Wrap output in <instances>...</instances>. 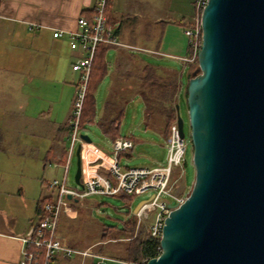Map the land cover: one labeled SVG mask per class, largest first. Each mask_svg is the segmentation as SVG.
<instances>
[{
    "label": "crops",
    "instance_id": "crops-1",
    "mask_svg": "<svg viewBox=\"0 0 264 264\" xmlns=\"http://www.w3.org/2000/svg\"><path fill=\"white\" fill-rule=\"evenodd\" d=\"M194 1L113 0L109 17L123 46H110L106 54L108 71L95 93L99 127L114 122L120 130L128 110H143L148 130L151 92L170 94L176 85L173 102L185 97L192 78L191 63L183 60L191 53L185 29L194 23ZM98 3L0 0V264H19L21 240L41 219L40 204L50 196L40 197L37 183L48 164L64 161L80 81L72 66L83 56L70 48L68 33L79 30L81 17L92 22ZM55 31L63 37L54 38ZM11 163L19 165L10 169Z\"/></svg>",
    "mask_w": 264,
    "mask_h": 264
},
{
    "label": "water",
    "instance_id": "water-1",
    "mask_svg": "<svg viewBox=\"0 0 264 264\" xmlns=\"http://www.w3.org/2000/svg\"><path fill=\"white\" fill-rule=\"evenodd\" d=\"M202 32L187 97L195 182L169 206L162 252L147 264H264V0H209Z\"/></svg>",
    "mask_w": 264,
    "mask_h": 264
},
{
    "label": "built area",
    "instance_id": "built-area-1",
    "mask_svg": "<svg viewBox=\"0 0 264 264\" xmlns=\"http://www.w3.org/2000/svg\"><path fill=\"white\" fill-rule=\"evenodd\" d=\"M209 0L194 1V23L185 29L191 53L183 60L195 63L202 47V15ZM107 0H99L92 22L79 18V30L68 33L70 48L81 51L83 56L73 64L72 69L80 74L78 90L74 100V110L69 122L66 139L69 142L67 159L62 164H49L63 170L62 179L53 182L51 199L43 203V215L28 236L24 237L19 264H53L57 259H92L96 264H147L126 262L96 253L93 247L77 250L64 244L58 238V226L65 201H82L92 196H119L121 194L138 196L152 190L154 198L146 203L137 214V225L151 220L149 233L152 238L161 240L165 220L171 212L169 206H180L187 199L174 193L172 177L176 168L183 169L189 141L181 136L178 120L169 126L167 157L165 163L152 168H123L119 156L135 147L133 140L120 137L112 142V153H107L92 142L82 138L81 118L88 83L98 47L123 46L115 35L114 28L108 23L106 15ZM64 32L55 31L54 38L63 37ZM185 131V128H184ZM78 146L81 147V186L79 190L69 187V173L72 158Z\"/></svg>",
    "mask_w": 264,
    "mask_h": 264
},
{
    "label": "rangeland",
    "instance_id": "rangeland-1",
    "mask_svg": "<svg viewBox=\"0 0 264 264\" xmlns=\"http://www.w3.org/2000/svg\"><path fill=\"white\" fill-rule=\"evenodd\" d=\"M166 4L168 5V2L165 3V6ZM179 105L180 114L185 121V132L186 138L189 141V147L186 153V162L184 163L183 169H175V173L172 177V186L175 194L179 196L184 195L187 197V194L192 192L195 182V168L193 165V146L190 139L188 107L185 97H183ZM146 118L150 125L148 130H146L143 125V110H128V113L123 118L119 133L122 136H134L133 141L135 142V147L133 149L126 153H122L119 156V162L123 168H152L165 163L167 157V142L166 137L163 135L165 120L159 114H155L153 117L146 116ZM97 124L98 123L96 120L92 124H87L84 129H81V133L82 135L89 136L92 139V143L106 150L108 153H111L113 150L111 148V141L103 135L101 128ZM66 142L67 147L65 153L62 156L63 159H61L64 161L67 159V152L69 148L68 140ZM63 162H53L50 164H62ZM30 163L31 162H27L25 164L29 165ZM14 165L19 164L11 163L9 164V168L13 169ZM36 165L38 168L35 170V172H38L39 165ZM76 171L77 157L75 154V156L72 158V164L69 173V187L79 190L80 186L77 185L75 181ZM62 175L63 170L61 168L50 167L48 164V167L42 174V179L44 181L41 182L40 180L37 183L41 188L40 197L42 194L44 197L48 194L51 197L54 192L52 187L53 182L56 179L61 180ZM153 194L154 192L150 190L142 195L134 196L133 201L131 202V207L126 206L127 204L125 200L117 196H92L82 201H72V199L71 201L67 200L65 201V204L62 208L57 231L59 235L58 238L68 246V243L74 242V244L80 248H75L72 246L70 247L77 250H86L93 246L95 250V247L98 245L97 241H99L101 238L104 225L121 229L123 227V223L135 215L134 210L136 206L140 202L150 199ZM150 223L151 220H147L142 222L139 226L136 225V234L143 226L146 227V229L149 228ZM76 258L81 260L79 261V264H85L86 261L92 260L82 259L80 257ZM59 262V264H77V261L69 263L67 262V259L64 258H60Z\"/></svg>",
    "mask_w": 264,
    "mask_h": 264
},
{
    "label": "trees",
    "instance_id": "trees-1",
    "mask_svg": "<svg viewBox=\"0 0 264 264\" xmlns=\"http://www.w3.org/2000/svg\"><path fill=\"white\" fill-rule=\"evenodd\" d=\"M113 4V0H107L106 4V15L108 17V23L111 25V19L109 17V13ZM93 19V18H92ZM110 46L101 44L95 56V60L93 63L92 73L90 76V80L88 83L86 98L84 101V107L82 112V120H81V129H84L87 124H92L96 117V98L95 93L96 90L107 74L108 67L106 63V54ZM193 65V66H192ZM191 77L194 74L198 73V58L195 63L191 64ZM188 84L185 86V100L187 103L188 97ZM153 85V84H152ZM154 85H156L154 83ZM155 90L157 88L153 86ZM178 93V88L176 85H173V89L170 94H166L165 92L156 93V91L151 92L149 99L146 101L150 104L151 99L154 102L153 106H147V110H145V117H153L155 114H159L165 120V127L163 131V135L167 137L169 126L176 120L177 117V109L176 106L180 103V100L177 103L173 102L174 95ZM162 101H168L169 106H162ZM188 107V106H187ZM146 121L148 122L147 118ZM102 131L105 135L112 141H115L117 138H120L119 128L115 127L114 122H102L99 124ZM125 138V137H124ZM131 140H134L132 136L126 137ZM2 132L0 130V151L2 150ZM135 143V142H134ZM190 195L187 194V197ZM126 202V206L131 207V202L133 201L134 196H129L125 194H121L117 196ZM51 198H44L40 204L39 210L42 211V205L46 201ZM136 225L137 218L133 215L131 218L127 219L123 223V227L121 229L113 226H103L101 238L98 242V245L95 247L96 253L104 254L112 256L116 259L126 261V262H141L142 260L149 261L150 259L156 258L160 256L162 249L160 240L154 239L151 237L149 233V229L146 227H141L136 234ZM114 240V241H113ZM69 246L80 248L74 244V242L68 243ZM85 249V248H84ZM60 259L55 260L54 264H59ZM81 261L79 258L76 259H67V262ZM85 264H96L93 260L86 261Z\"/></svg>",
    "mask_w": 264,
    "mask_h": 264
}]
</instances>
